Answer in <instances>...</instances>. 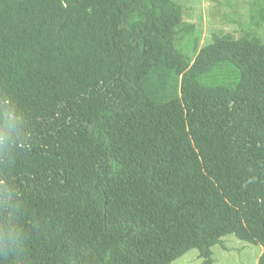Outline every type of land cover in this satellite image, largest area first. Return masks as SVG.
Here are the masks:
<instances>
[{
  "label": "trees",
  "instance_id": "1",
  "mask_svg": "<svg viewBox=\"0 0 264 264\" xmlns=\"http://www.w3.org/2000/svg\"><path fill=\"white\" fill-rule=\"evenodd\" d=\"M193 29L175 0H0V224L25 264H212L226 235L264 264V34L190 56Z\"/></svg>",
  "mask_w": 264,
  "mask_h": 264
},
{
  "label": "rangeland",
  "instance_id": "2",
  "mask_svg": "<svg viewBox=\"0 0 264 264\" xmlns=\"http://www.w3.org/2000/svg\"><path fill=\"white\" fill-rule=\"evenodd\" d=\"M182 7L184 21L194 25L192 32L179 41L187 55L194 56L199 48L205 44L211 33H230L241 36L246 30L264 34V25H256L255 18L258 6L257 0H175ZM254 3V4H253ZM253 16V17H251ZM159 94L164 98L169 93L180 94L177 82L167 79H153ZM224 246L216 244L212 247V264H257L262 252V246L252 244L236 238L234 235L223 237ZM171 264H203L198 251L192 249Z\"/></svg>",
  "mask_w": 264,
  "mask_h": 264
},
{
  "label": "clouds",
  "instance_id": "3",
  "mask_svg": "<svg viewBox=\"0 0 264 264\" xmlns=\"http://www.w3.org/2000/svg\"><path fill=\"white\" fill-rule=\"evenodd\" d=\"M16 127V125H12L13 130ZM14 142L10 135L7 137L0 135V156L3 155L7 145ZM17 146L23 147L24 142L20 141ZM15 199L16 193L7 182L0 185V214L6 213L12 207ZM26 241L25 231L19 225L0 224V258L11 257L14 264H25Z\"/></svg>",
  "mask_w": 264,
  "mask_h": 264
}]
</instances>
